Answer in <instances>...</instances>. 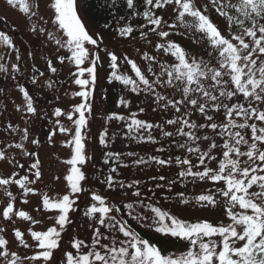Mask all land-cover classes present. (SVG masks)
Here are the masks:
<instances>
[{
  "label": "snow or ice",
  "instance_id": "obj_1",
  "mask_svg": "<svg viewBox=\"0 0 264 264\" xmlns=\"http://www.w3.org/2000/svg\"><path fill=\"white\" fill-rule=\"evenodd\" d=\"M119 2L108 0L112 8ZM7 3L19 4L29 20L35 17L47 24L39 16V3L34 8L28 0H7ZM123 3L128 15L117 18L118 24L124 22L116 29L118 36L129 38L138 32L140 39L151 44L148 37L154 34L159 42L153 45L155 54L148 51L140 54L144 63H138L126 53L105 49L111 69L108 83L119 82L127 92L148 99L153 111L165 114L171 111L172 115L161 122H151L139 118L146 112L140 107L128 115L112 112L105 119L107 122H124L127 129L124 135L140 142L158 143L154 130H159L164 138L183 137V142L173 141L177 148L188 154L183 158L151 156L146 160L139 157L133 163L141 165L152 160L160 165H171L174 161L180 167L177 179L155 185L156 189L167 188L169 194L178 181L188 178L211 181L217 186L215 194L208 192L188 199L184 192H177V202L189 207L214 209L219 204L218 194L224 198L223 214L227 222L181 218L159 205L153 189H148L150 196L143 194L139 180L125 183L117 179L113 175L118 171L117 166H129L121 161L122 153H104V163L110 165V173L101 183L110 190L116 187L132 190L134 200L121 205L85 183L88 177L84 167L92 159L87 152L89 117L93 114L92 101L98 82L99 49L103 37L90 34L79 14L78 0H52V23L62 32V38H56L53 32L44 26L38 27L36 23L32 24L31 31L46 34L48 40L67 50L68 56L58 57L60 64L67 61L75 66L71 74L73 83L80 90L73 96L80 97V103L73 105L71 111L65 112L57 107L52 113L57 118L58 131L70 137L65 146L71 150V156L63 161L69 166L63 178L67 191L50 196L33 187L42 178L41 160L34 151L23 153L35 157L29 168L32 177L21 176L19 172L0 175V188L7 198L0 216L5 220L11 221L15 216L30 221L31 225L42 223L27 211L16 208L17 196L9 186H18L24 204L29 202L30 195L40 194L43 210L55 213L48 217L54 222L46 230L29 227L27 231L33 244L27 242L25 232L18 228L14 230L20 246L34 249L32 255H21L12 250L4 235L5 228L0 227V259L5 264H264V0H123ZM169 7L174 13L171 22L162 14ZM214 15L225 21L224 30L214 21ZM140 17L145 23L133 25L132 18ZM173 36L190 39L202 50L197 52L186 48L172 39ZM88 46H95L96 50L90 51ZM0 48L15 53L17 61L9 66L6 56L0 55V72L9 73L11 68L13 73H21L20 49L13 36L2 30ZM158 56L165 59H158ZM7 58L10 59V55ZM122 63L130 66L129 70L122 71ZM47 68L52 74L58 71L51 59L47 61ZM39 75L44 76V73ZM12 79L16 76L13 75ZM31 83H37L35 77ZM46 83L51 88L56 81L49 79ZM18 89L25 102L23 110L36 115V101L29 89L23 84H18ZM131 104L132 101L122 95L117 107L130 109ZM21 110L17 105V111ZM197 115L203 118V122L193 119ZM217 115H223V121H217ZM64 116L73 127L61 123L59 118ZM167 126H173L174 130H166ZM7 128L13 132L22 131V139H28L27 128L20 130L11 123ZM209 129L211 135L205 131ZM55 135L56 129L48 136L49 141ZM113 138L105 127L98 142L107 149ZM216 138L221 141L219 144ZM31 142L40 144L38 139ZM201 142L206 147L202 148ZM11 147L24 149L25 146L23 143L7 145V148ZM217 148L219 152H215ZM157 151L165 149L161 147ZM191 154H195L197 164L189 158ZM136 155L135 152L127 153L128 157ZM6 159V149H0V161ZM211 162H215L216 167L209 166ZM17 166L25 167L23 164ZM152 179L165 181L166 177ZM124 195L127 196V192ZM83 196L90 197V202L81 208L79 201ZM163 198L168 200L169 196ZM78 211L89 220L92 235L88 241L69 233L74 223L72 214ZM137 228L150 230L162 240L180 242L186 247L165 248L160 240L146 238Z\"/></svg>",
  "mask_w": 264,
  "mask_h": 264
},
{
  "label": "rangeland",
  "instance_id": "obj_2",
  "mask_svg": "<svg viewBox=\"0 0 264 264\" xmlns=\"http://www.w3.org/2000/svg\"><path fill=\"white\" fill-rule=\"evenodd\" d=\"M28 2L33 8L35 4L39 3V16H42L43 19L47 21V24H44L43 21L38 20L35 17L32 20H29L28 16L23 11H21L19 4H16L15 6L9 5L7 0H0V30L4 31V25L7 26L5 32L10 33L13 36L17 48L20 49V55L22 57L21 61H19L21 65V73H13L11 68L9 69V73L0 72V149H6L7 153V159L0 161V168L6 175L12 174L16 170V172L21 174V176L25 174L28 175L25 173L27 167L25 166L23 169H21L17 166V164L24 165L28 162L31 163L34 161V157L25 156L23 154L24 151H28L30 147H33L31 146L32 140L30 136H33V139L36 138V134L39 132L38 130L40 127L41 134L43 135L45 132H48L49 134L52 128L58 131V126L55 124V120L57 118L52 115L55 110L54 108L59 106V108L65 112H68L71 111L73 105L78 104L81 99L80 97L73 96L74 92L80 90L79 86L73 83L74 77L71 74L75 70V66L67 61H65L64 64H60L58 60V57L60 56L66 57L69 55L67 50L59 48L53 41L48 40L46 34H41L38 30L35 33L31 31L32 24L36 23L38 27L44 26L46 27L47 31L53 32L56 38H62V32L57 30L56 26L52 23V20L54 19V10L51 7L52 0H28ZM79 7H82L81 0H79ZM164 17L165 19L169 20V22L174 19V13L171 7L166 10ZM89 27L91 30L89 31L90 34H93L94 36L95 34H99L103 37V44L99 49L101 60L98 66V75L100 81L106 79L110 72L109 58L106 55L105 49L117 51L118 53H126L130 58H136L138 63H144L140 60V54L144 51L151 52L152 44L156 41H159L158 37L153 35L148 37V39L152 42L151 44H149L147 40L142 39L131 43H123L117 38L113 37L111 39L106 35L100 34V32L97 29H94L90 24ZM88 47L90 51L96 50L95 46ZM137 49L140 51L137 52ZM0 55L6 56V62L9 66L12 63L17 62L15 60V53H7L3 48H0ZM9 55L11 57L10 59L7 58ZM49 59L52 60L53 66L58 69L57 73L55 74H52L47 68V61ZM36 70L38 71V74L43 72L44 76H41V79L39 78L36 84L31 83V86L29 87L31 88V92L36 93L38 96V99L37 97L34 98L36 101L35 106L37 107V114L32 115L26 113L23 110V105L25 102L18 89V84L31 82V79L35 77ZM13 75L16 76V79H12ZM65 78L68 79V83L70 84L67 90L62 94L63 99L58 101L57 96V101L53 103V107L47 110L48 103H46L44 99H51L56 96L58 92V84ZM49 79L56 81V86L51 87L54 88V92H52V89L47 86L46 81ZM96 92L97 96L102 93L101 82L98 85ZM31 95L34 96V94ZM62 100L64 103L61 102ZM17 105L21 106V111H17ZM219 117L220 116L217 115L216 119H219ZM59 119L65 127H73L71 122L67 120L66 116L60 117ZM201 119L203 118L201 117ZM9 123H11L14 127L18 126L20 130L27 128L28 133H30L28 139H22V131L13 132L8 129L7 125ZM68 139V135L60 134V136L54 139L53 146L49 145L50 141H45V147L41 149L40 153L42 161L44 162L41 165L42 178L40 181H37L35 185H33V187H35L39 193L42 194L47 192L50 196H56L58 194H62L65 191V181L63 178L66 175L67 168L69 166L64 164L63 161L70 157V149L65 146V141ZM216 139L217 143L219 144L221 141L219 138ZM16 143H23L25 146L24 149H16L15 147L7 148V145H14ZM35 150L36 148L34 151ZM219 151V148L215 150V152ZM9 161H11V163H9ZM171 170L172 167H147L138 172L136 177L146 178L148 181H150L149 178L153 176L154 173L163 172L164 174H169ZM57 176L60 177L59 180L55 179ZM196 187L201 193L211 192L215 194L217 192V186L211 181H198L196 183ZM9 190H11L17 196L16 208L27 211L31 216H33L34 219L40 220L42 223L31 225L30 221H24L19 217L14 216L11 221H7L2 216H0V227L5 228L6 231L4 235L9 240V247L12 250L18 251L21 255H32L34 249H27L20 246L14 237V230L18 228L25 232V239L29 244H33L34 242L30 238L27 231L29 227H32L33 230H46L54 222L48 217L54 216L55 213L43 210L40 194L30 195L27 198L29 202L24 204L22 202V197L18 187L9 186ZM216 199L219 204L214 209L211 207L200 209L198 206H187L185 208V212L188 214V216H193L200 219H208L212 222L218 220L227 222L226 217L223 214L224 198L217 194ZM0 201L2 202V209L7 203V198L4 196L3 188H0ZM89 202L90 197L86 198V204ZM38 208L40 209L39 211L36 210ZM79 219H81V224L83 226L85 217L80 215ZM76 225L77 222L71 226L70 234L75 233ZM0 264H5V262L0 259Z\"/></svg>",
  "mask_w": 264,
  "mask_h": 264
},
{
  "label": "trees",
  "instance_id": "obj_3",
  "mask_svg": "<svg viewBox=\"0 0 264 264\" xmlns=\"http://www.w3.org/2000/svg\"><path fill=\"white\" fill-rule=\"evenodd\" d=\"M81 5L82 7H80V10L84 22L88 25L90 24L94 29H97L100 32V34L106 35L111 39L113 37L117 38L123 43H131L137 40H141L138 32H134L133 36L129 38H122L117 34L116 31L117 27L124 23L123 21H120L118 24L117 18L120 16L128 15V10L124 5L123 0H120V2L117 4L115 8L109 6L108 0H81ZM166 10L163 11L162 13L163 15L165 14ZM213 19L221 28V30L225 29L226 24L222 18L214 15ZM131 22L133 25H139L145 23L142 17L132 18ZM106 25L110 27H106ZM145 31H147V29H145ZM153 35L154 34H150L149 36H153ZM172 39L178 40L179 42L182 43L183 46L192 49L194 51L200 52L202 50L201 48L193 45L190 39H182L181 37L178 36H173ZM153 45L154 44H152L151 52H149L150 54H155ZM158 59L163 60L165 58L162 56H158ZM168 59L171 58L169 57ZM129 68L130 66L124 64L121 67V70L127 71L129 70ZM104 80L103 81L99 80V82H101L103 86L102 93L99 96H97V92L95 91L94 100L92 101L93 114L91 117H89L90 132L88 134L89 139L87 141V152L89 155L92 156V159L84 167V171L86 173V176L88 177L85 183L88 184L91 189L97 191L98 193L104 196L109 197L113 202H119L121 205L123 203L131 202L132 200H134L135 198L132 197L131 195L132 190L120 189L119 187H116L115 190H110L107 189L105 184L101 183V181L104 180V178L110 173V165L104 163V153L106 151L122 153L123 155L121 156V161L123 163L128 164L129 166L125 168V167H119L117 165H112V166H117L118 168L117 173L113 174L114 176H116L117 179L123 180L125 183H130L134 180H139L142 193L150 196L151 193L148 192V189L149 188L153 189V191L156 192V198H158L160 206H163L164 208L168 209L174 214H178L181 218H186L190 220L197 219L196 217L188 216V214H186L185 208L187 206L178 204L177 202L178 198L176 197L175 194L177 192H184L185 197L188 199H193L195 196L199 194H207L208 192L201 193L197 189L196 183L198 182V180H193L192 178H188L183 181H178L177 184L172 187L171 194H169L167 192V188L163 190L156 189L155 185L157 183L167 184L168 181L177 179V174L180 171V167L177 166L174 161L171 165H160L152 160H149L147 164H141V165H136L133 163V161L139 157H144L146 160H148V158L151 156H157L161 159H167L170 156L173 158L176 156H181L183 158L185 155L188 154H186L184 150L177 148L173 141L175 140L178 142H183L184 138L183 137L164 138L161 136L159 130H154L153 135L156 137L158 143L140 142L137 140L129 139L124 135V133L127 131L124 122L115 121V120L111 122H107L105 119L106 115L112 112L128 115L130 111H137L138 108L144 107L146 109V112L140 114L139 118L151 122H161L166 118H170L172 112L169 111L167 114H165L159 111H153L152 110L153 105L143 95L136 96L134 93L127 92V90L124 89L123 86L119 84V82L114 81L112 84H109L108 79H106L105 81ZM67 83L68 81L66 78L62 81V87H64ZM122 95H126V97L132 101L130 109H125L123 106L117 107L119 98ZM219 116H220L219 119L216 120L223 121L224 119L223 115H219ZM193 119L197 120L198 123L203 122V119H201V117H199L198 115L193 116ZM105 127L108 128L109 136L110 137L114 136V138L110 140L107 149L104 146L100 145L98 142V136L104 130ZM166 130L173 131L174 129L173 126H167ZM205 131L207 132V134L211 135L210 129ZM161 147H163L165 151L163 152L157 151V149ZM201 147L202 148L206 147V144L204 142H201ZM128 152H135L137 155L134 157H128L127 156ZM70 156H71V150H70ZM189 158L192 159L193 164L198 163L195 154H191ZM153 166L172 167V170L169 174L156 172L154 173L153 176L149 178L150 181H148V179L146 178L136 177V174L138 172L142 171L147 167L152 168ZM209 166L216 167V163L211 162ZM159 176L166 177V180L159 181L158 179L157 180L152 179V177L158 178ZM64 185H65V191L62 194H64L67 191L66 182H64ZM125 192H127V196L124 195ZM164 195H168L169 199L165 200L163 198ZM86 198H88V196H83L79 201L81 208H83L86 205ZM123 211L124 209L121 208L122 213ZM80 215H82V212L79 211L72 214V219L74 221L73 224L77 222L74 234L88 241L92 235V230L89 227V220L85 218V222L82 226L81 219H79ZM137 230L142 231V234L145 235L146 238L150 237L155 240H160V242L163 244L165 248L177 250L186 247L185 244L180 242H175L171 240H162L158 234H154L150 230L140 229V228H137ZM69 233H71V227L69 228ZM57 255H59V253H57Z\"/></svg>",
  "mask_w": 264,
  "mask_h": 264
}]
</instances>
